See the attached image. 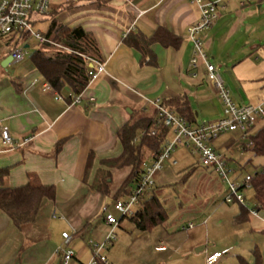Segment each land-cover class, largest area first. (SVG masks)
<instances>
[{
	"label": "crops",
	"instance_id": "1",
	"mask_svg": "<svg viewBox=\"0 0 264 264\" xmlns=\"http://www.w3.org/2000/svg\"><path fill=\"white\" fill-rule=\"evenodd\" d=\"M240 2L231 0L219 10L212 27L199 39L210 63L217 69L218 65L230 69L236 88L249 97L256 95V104L264 99V0H251L244 6ZM199 15V9L189 0H50L49 12L42 19L49 20L48 29L53 20L69 29H83L95 40L98 62L105 67V72L79 95V103L73 101L69 89L58 93L50 85L45 88L48 83L32 65L29 53L21 62L2 67L11 45L0 40V127H7L16 142L10 147L0 139V167L9 168L5 184L15 188L33 182L51 185L55 190L54 199L42 202L35 222L23 231L17 230L0 210V264H62L57 249L63 232L71 237L73 258L68 264H86L90 260V243L104 242L110 231L101 208L116 200L115 194L130 167L109 169L107 196L88 185L101 167V160L120 155L117 131L131 118L155 113L151 102L167 103L172 112L176 108L169 101L186 102L194 117L193 127L221 118L222 104L207 80L203 62L198 60L195 69L189 66L193 45L187 30ZM157 28L168 30L180 42L176 48L152 44L155 64H145L143 54L126 46L123 39L131 34L151 37ZM230 42L234 44L226 49L224 45ZM25 47L29 49L28 42ZM215 100L220 110L214 106ZM90 152L95 157L85 185ZM176 160L175 157L173 165ZM187 173L190 174L185 179ZM175 174L167 183L162 170L155 177L152 193L165 199L169 191L177 195L180 187V193L210 194L209 209L213 211L208 220L197 226L196 221H167L160 225L174 226L175 232L180 228L186 233L184 237L165 229L157 233L154 230L158 226L138 232L129 221H119L114 230L116 240L104 249L109 252L107 256L104 253L107 264H118L113 253L118 249L138 259L131 264L142 260L150 264V258L159 264L176 256L192 255L195 247L202 248V264L212 254L220 255L214 264H257L255 251L260 264H264V207L257 208L255 201L251 208L225 203L226 186L197 160ZM194 178L196 186L191 189L187 183ZM182 205L179 202L178 206ZM117 228L123 231L116 236ZM183 249L178 255L177 251Z\"/></svg>",
	"mask_w": 264,
	"mask_h": 264
},
{
	"label": "trees",
	"instance_id": "2",
	"mask_svg": "<svg viewBox=\"0 0 264 264\" xmlns=\"http://www.w3.org/2000/svg\"><path fill=\"white\" fill-rule=\"evenodd\" d=\"M44 36L53 44H39V48L29 52L28 57L32 65L56 92L61 93L69 89L74 96L81 95L89 83L87 72L91 69L92 60L100 61L95 40L83 29H69L56 20L51 22ZM123 42L126 46L143 54V63L154 65L155 58L150 50L151 45L157 42L165 47L176 48L180 39L166 29L157 28L151 37L131 34L126 36ZM169 102L176 108V112L173 111V113L191 125L194 117L187 103L178 100ZM166 104L162 105L167 107ZM153 130H155L154 135L151 134ZM169 131L158 124L156 110L151 116L131 118L117 131V139L121 146L120 155L101 160V167L96 169L88 187L107 196L111 183L109 169L130 167V172L116 192L115 198L128 196L143 172L145 161L157 158L162 152ZM247 139L248 144L245 145V150L249 151L253 157L264 158V126L256 131L251 129ZM60 146L61 142L57 144L56 149L59 150ZM94 157V153L90 152L83 178L85 185H87ZM188 174L190 173L185 174V179L189 176ZM8 175L9 168L0 167V210L10 218L17 230L23 231L35 222L42 202L54 199L55 190L51 185L33 182L11 188L5 184ZM245 187V185L242 186L240 190ZM249 187L252 188L256 207H264V162L259 170L251 175ZM165 201L158 194L152 193L132 216L122 218L120 221H129L138 232H148L157 226L164 225L169 219ZM241 209L245 208L241 206ZM238 220L242 221L241 218ZM254 255L256 263L260 264L257 251Z\"/></svg>",
	"mask_w": 264,
	"mask_h": 264
},
{
	"label": "built area",
	"instance_id": "3",
	"mask_svg": "<svg viewBox=\"0 0 264 264\" xmlns=\"http://www.w3.org/2000/svg\"><path fill=\"white\" fill-rule=\"evenodd\" d=\"M75 1V0H72ZM191 4L199 9L198 21L189 27L187 37L193 45V54L190 60V68L197 67V61L201 60L204 64L207 80L213 85L217 96L222 104V115L217 121L190 125L183 118L178 117L159 101L151 102L155 107L158 116V124L173 132V139L165 142L162 152L157 158L148 164L144 163L143 172L131 190V193L112 202V208L117 212V217L109 213L108 207L103 206L101 212L103 220L110 227V231L102 243H90L91 258L86 264H107L106 258L102 255L105 246L115 240L114 230L122 218L130 217L135 210L144 203L152 194L155 186V177L162 172V164L171 157L172 150L185 145L191 154L197 157L198 164L211 170L220 181L226 186L224 202L227 204L238 203L244 206V196L240 188L249 186L251 176H246L244 181L237 185L230 182L228 174L234 171L228 167L227 159L215 152L210 147V141L224 132H238L243 137H247L251 129L260 120L264 119V99L256 104L237 106L230 97V92L216 66L210 63L209 58L204 53L199 36L210 29L218 17L219 10L224 9L231 0H189ZM251 0H241L240 5L244 6ZM50 9V0H0V40L11 45L9 55L11 63L21 62L27 55V42L35 39L39 44H53L44 35L33 32L31 26L37 18L44 17ZM105 72L102 63L92 60L91 69L87 74L89 82L98 78ZM49 84L45 88L49 89ZM60 98V97H58ZM73 101L80 102V96H74ZM155 134V130L151 131ZM0 139L6 146L14 147L16 142L11 138L7 127H0ZM133 207H136L134 210ZM256 216L255 211H251ZM62 244L57 249L61 257L62 264H68L73 258V252L69 248L71 237L61 233ZM220 255L212 254L206 257V264H214Z\"/></svg>",
	"mask_w": 264,
	"mask_h": 264
},
{
	"label": "rangeland",
	"instance_id": "4",
	"mask_svg": "<svg viewBox=\"0 0 264 264\" xmlns=\"http://www.w3.org/2000/svg\"><path fill=\"white\" fill-rule=\"evenodd\" d=\"M44 18L45 17L37 18V22L31 26L33 32H38L42 35L46 33L49 25V20L47 19L42 21V19ZM261 22L264 23V17H262ZM28 44H29L28 53L34 49L39 48V43L35 39L29 40ZM233 44H234L233 42H230L224 46L226 47V49H229ZM238 45L241 46L242 43L238 42ZM214 62L216 61L214 60ZM218 69L221 73L220 75L222 76L225 85L227 86L229 92H231V96H230L231 99L237 106L255 104L257 97L254 96L256 95H252L251 97H249L240 88L239 89L236 88L235 82L232 81L230 76L228 75L230 69L226 68L225 65H218ZM255 84L256 83H254V85ZM214 106L219 110L221 108L220 104L216 100L214 101ZM263 126H264V119L260 120V122L254 126L253 131H256L257 129ZM173 137H174L173 132L170 130L169 134L166 137L165 142H170L173 139ZM209 144L210 147L215 152H217L218 154L222 155L224 158L227 159L228 167L234 171L233 173L228 174V179L230 182H233L237 185H240L244 181L246 176H251L256 170H259L260 166L264 162V158L253 157V155L249 151L243 149V145L248 144V139L247 137H243L238 132H224L218 135L216 138H214L213 141L210 142ZM175 157L177 158L176 160L177 163L173 165L172 161ZM196 160L197 157L191 154L190 150L187 149L185 145L181 144L175 147L171 152V157L162 164L163 172H166V176H167L166 182L168 183V180H173L176 175L175 173L178 170L184 168L185 166H188L193 162L195 163ZM148 162H149L148 160L145 161L146 164H148ZM182 175L178 177L177 182L180 181ZM187 186L193 189L196 186V179L194 178L190 182H188ZM178 190L179 192L176 191L178 192L177 195H175L174 193H170V191L169 193L165 194V200H166L165 203L169 213L168 221L169 222L196 221L195 226H197L200 221H207L208 217L211 215V212L213 211L209 209L210 194H200V193L191 194L189 192L180 193L181 192L180 187L178 188ZM241 193L244 196V207L251 208L254 205L252 188L246 186L241 190ZM179 202L183 204L181 207L178 206ZM107 207L109 213H111L116 217L118 216L117 212L112 208V203L109 202L107 204ZM224 207L227 206L224 205ZM133 209L135 210L136 207H133ZM122 221H127V220H122ZM164 229L169 234L173 232L176 234L178 233L179 237L181 236L184 237V235L186 234L185 232H182L180 228L177 230V232H175L176 229H174V226H170L169 228L158 226L157 230L154 231H156L157 233L158 232L164 233L165 231ZM122 231L123 230H121L120 228H117L115 231L116 236L122 234ZM196 248L197 247L192 249V255L176 256L174 258H171L169 261L168 259L160 261L159 264H202L201 256H200L202 252L196 253L195 252ZM184 250L185 249L177 251L178 255L182 254ZM108 251H110V248H108ZM141 251H142V247H141ZM104 253L106 254V256L109 254V252H107L106 250H103L101 254L104 255ZM113 253L116 258L115 260L118 264H131V261L136 262L138 260L135 257H131L126 250L120 251L118 249L115 250ZM167 258H168V252H167ZM149 260H150L149 261L150 264H155L156 262V260H153L152 258H150ZM138 264H147V263H145V261L142 260Z\"/></svg>",
	"mask_w": 264,
	"mask_h": 264
},
{
	"label": "water",
	"instance_id": "5",
	"mask_svg": "<svg viewBox=\"0 0 264 264\" xmlns=\"http://www.w3.org/2000/svg\"><path fill=\"white\" fill-rule=\"evenodd\" d=\"M11 61H12L11 56L8 54L7 57L2 61L1 66L5 68L11 63ZM90 67H91V65H90ZM228 75L230 76L231 80L233 81L231 74L228 73ZM201 251H202V248L195 249L196 253H199Z\"/></svg>",
	"mask_w": 264,
	"mask_h": 264
}]
</instances>
